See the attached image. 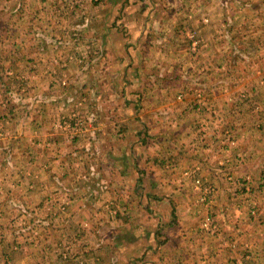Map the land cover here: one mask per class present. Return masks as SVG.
I'll return each instance as SVG.
<instances>
[{
    "label": "rangeland",
    "instance_id": "rangeland-1",
    "mask_svg": "<svg viewBox=\"0 0 264 264\" xmlns=\"http://www.w3.org/2000/svg\"><path fill=\"white\" fill-rule=\"evenodd\" d=\"M138 1L0 0V116L12 118L19 129L29 121L30 130L46 117L49 127L77 150L93 138L96 118L107 120L100 133L113 128L121 136L126 131L117 125L121 84L117 91L100 93L106 96L100 102L89 89L108 87L118 67L108 60L110 46L101 40H135L141 32L139 39L146 40L142 49L125 45L124 62L117 63L124 71L122 83L138 90L133 116L143 121L142 147L157 148L165 156L191 145L194 153L208 148L202 153L207 170L187 174L204 214L200 230L207 241L234 252L236 258L227 252L225 262L248 264L256 248L264 247V173L253 171L264 164V156L248 140L259 139L251 119L264 122V0H145L147 20L142 31H135L129 23L143 13ZM140 63L144 75L134 70ZM188 121L194 124L189 131ZM199 121L205 130L196 127ZM215 129L221 134L216 143ZM134 132L127 130L125 137ZM205 134L208 142L200 143L198 136ZM171 158L166 175L185 178L178 167L181 158ZM214 182L223 189L215 203ZM197 193L209 203L200 204ZM109 207L115 211L113 202ZM6 224L18 236H10ZM36 224L29 221L25 228ZM22 229L19 220L0 222V264H37V253L22 257L23 244L37 245L43 238L23 236ZM229 234L237 242H230ZM45 239L48 246L55 243L53 237ZM262 257L255 256L254 263L263 264Z\"/></svg>",
    "mask_w": 264,
    "mask_h": 264
},
{
    "label": "crops",
    "instance_id": "crops-1",
    "mask_svg": "<svg viewBox=\"0 0 264 264\" xmlns=\"http://www.w3.org/2000/svg\"><path fill=\"white\" fill-rule=\"evenodd\" d=\"M138 3L137 10L143 12L144 19L138 13L129 25L133 23L135 31H142L147 20L144 12L147 4L145 0ZM140 35L138 32L135 40L118 37L101 40L110 46L108 60L115 61L118 67L111 74L108 87L91 86L89 89L90 97L100 102L101 98L106 99L100 93L117 91V85L121 84L120 92L124 91V96L118 102L117 109L121 112L118 130L124 129L126 133L137 129L138 134L134 132L125 137V133H121L120 136L113 128L106 134L100 133L107 120L96 118L98 123H95L93 138L83 150H77L71 141L63 140L56 128L49 127L46 117L39 118L34 124L36 129L30 130L29 121L22 122L19 129L15 128L12 118L0 116V222L6 219L22 221L23 236L43 238L37 245L23 244L22 250L26 252L23 258L28 260L31 254L37 253V264L231 263L230 260L225 262L224 257L228 252L231 258L234 252L223 250L221 245L207 241L202 234L199 222L204 214L195 200L191 182L187 181L189 171L203 174L207 170V156L202 153L208 148L201 147V154L194 153L191 145L175 156H165L167 154L157 148L142 147L145 140L139 127L143 121H135L133 116L138 90L122 83L124 71L120 62L117 63V60L124 62L125 45H130L134 51L142 49L146 40H140ZM202 42L206 44L207 40ZM138 60L136 57L135 61ZM135 66H138L134 69L136 72L145 74L142 63ZM125 77L130 78L129 75ZM251 121L258 128L259 139L254 141L249 136L248 140L256 146L253 149L261 150L264 156V122L260 118ZM192 125L190 121L186 123L187 131ZM196 127L206 129L202 121ZM234 129L236 131V127ZM217 130L212 136L215 143L221 137ZM19 137L20 145L17 143ZM198 139L200 143L208 142L206 134ZM170 157L171 161L173 157L181 158L178 167L185 178L177 181L166 175L170 171ZM255 169L264 173V164L256 165L253 171ZM210 187L215 203L223 189L216 182ZM261 188L264 191V186ZM197 194H200L197 195L200 204L209 203L203 193ZM111 202L115 211L109 207ZM16 210H19V218L12 216ZM29 221L36 222V226L25 228ZM5 228L10 236H18L10 224ZM229 236L230 242H237L236 236L233 239L231 234ZM51 237L55 243L48 246L45 238ZM249 247H254V241ZM256 250L258 252L252 253L248 264H255V256L263 259L264 247ZM63 254L69 256L68 260ZM21 264L32 263L22 261Z\"/></svg>",
    "mask_w": 264,
    "mask_h": 264
}]
</instances>
